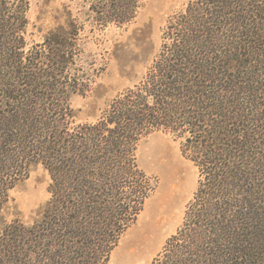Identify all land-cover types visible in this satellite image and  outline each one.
<instances>
[{"label":"trees","instance_id":"1","mask_svg":"<svg viewBox=\"0 0 264 264\" xmlns=\"http://www.w3.org/2000/svg\"><path fill=\"white\" fill-rule=\"evenodd\" d=\"M141 5L92 0L89 16L121 27ZM28 7L0 0V213L34 164L50 199L31 224L1 228L0 264H108L156 189L136 157L154 131L180 140L199 178L151 264H264V0H189L142 80L90 123L70 104L89 89L73 72L80 27L70 19L28 47Z\"/></svg>","mask_w":264,"mask_h":264},{"label":"rangeland","instance_id":"2","mask_svg":"<svg viewBox=\"0 0 264 264\" xmlns=\"http://www.w3.org/2000/svg\"><path fill=\"white\" fill-rule=\"evenodd\" d=\"M188 1L142 0L130 23L99 28L89 16L92 0H28L25 39L28 47L40 43L57 27L69 29L70 19L75 27H80L73 72L89 89L84 95H73L70 104L75 123H90L120 93L142 80L160 50L169 17L181 11ZM136 157L139 168L153 177L157 186L135 223L121 236L108 264H124L128 242L138 238L142 229L148 230L150 244H140L134 264H151L157 258L164 261L163 248L182 225L186 206L197 187V167L182 155L180 140L164 131L141 138ZM50 182L48 171L41 164L32 165L27 177L8 192V203L0 213V230L14 219L31 224L39 218L50 199Z\"/></svg>","mask_w":264,"mask_h":264},{"label":"bare ground","instance_id":"3","mask_svg":"<svg viewBox=\"0 0 264 264\" xmlns=\"http://www.w3.org/2000/svg\"><path fill=\"white\" fill-rule=\"evenodd\" d=\"M147 231L146 229H142L139 233H138V238H136L135 240L129 241L127 244V249L125 251V254L123 255L122 261L124 264H134V260H135V253L137 248L140 246V244L143 245H148L150 244V236H147Z\"/></svg>","mask_w":264,"mask_h":264}]
</instances>
